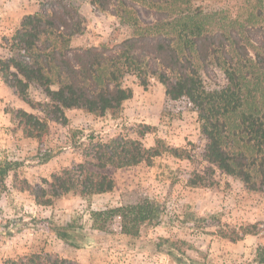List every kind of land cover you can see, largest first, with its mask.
Here are the masks:
<instances>
[{
  "label": "trees",
  "instance_id": "1",
  "mask_svg": "<svg viewBox=\"0 0 264 264\" xmlns=\"http://www.w3.org/2000/svg\"><path fill=\"white\" fill-rule=\"evenodd\" d=\"M88 2L100 12L112 14L130 35L111 45L75 49L73 39L85 31L79 7L71 0H47L39 12L25 16L12 37L5 39L10 55L0 59L4 83L44 116L25 110L12 112L24 137L42 144L50 132L49 122L67 125L69 110L95 117L117 116L124 102L133 97V90L124 86L125 78L134 76L146 88L154 77L171 101L185 100L197 113L207 162L240 179L249 190L263 192L264 0H242L235 13L209 9L196 0ZM141 10L149 21L141 17ZM211 67L223 72L222 86H205L203 75ZM32 85L44 92L47 102L29 97ZM150 131L143 126L137 135L143 138ZM139 138L121 135L97 141L90 137L83 163L53 173L36 186L18 178V162L0 167V176L4 179L15 170V189L31 193L40 206H52L71 193L87 197L112 192L115 181L93 168L105 171L151 164L165 152L189 159L183 151L166 147L162 141L146 148ZM39 157L44 162L52 158L49 151ZM200 184L193 181L191 186ZM145 204L93 212L94 229L129 238L132 243L139 241L142 228L158 218L153 203ZM42 224L67 246L85 247L88 235L81 226L58 225L48 219L35 226ZM113 225L116 232H111ZM153 245L177 264H185L176 243L165 239ZM259 257L264 263V249ZM4 264L72 263L57 255L33 253Z\"/></svg>",
  "mask_w": 264,
  "mask_h": 264
},
{
  "label": "rangeland",
  "instance_id": "2",
  "mask_svg": "<svg viewBox=\"0 0 264 264\" xmlns=\"http://www.w3.org/2000/svg\"><path fill=\"white\" fill-rule=\"evenodd\" d=\"M44 1L0 0V59L10 55L5 39L12 37L25 16L39 12ZM71 1L85 19V31L73 39V48L111 45L130 35L112 14L100 12L88 0ZM196 1L209 9H230L234 13L242 2ZM140 14L149 21L142 10ZM203 78L205 86L211 88L225 82L217 67H211ZM124 86L133 90V97L124 102L119 115L95 117L80 110L66 111L68 124L50 121V132L40 144L24 137L12 112L43 114L22 102L0 75V167L18 162V178L34 186L53 173L83 163L90 137L97 141L121 135L137 139V131L143 126L151 129L139 138L146 148L162 141L166 147L189 156L179 159L165 152L151 164L105 171L93 168L115 181L112 192L87 197L71 193L52 206H40L31 193L15 189V170L4 179L0 176V264L33 253L57 255L72 264H177L153 245L165 239L181 249L178 253L185 264H264L259 257L264 249V191L249 190L240 179L207 162L198 115L188 102L171 101L154 77L144 88L136 77L127 76ZM28 94L35 102H47L44 92L35 85ZM45 151L52 156L47 162L39 157ZM193 181L201 184L192 187ZM147 202L153 203L158 218L142 228L141 240L132 243L129 238L94 229L93 212ZM47 219L58 225L81 226L88 235L85 247H69L43 224L35 226ZM110 228L117 231L116 225Z\"/></svg>",
  "mask_w": 264,
  "mask_h": 264
}]
</instances>
